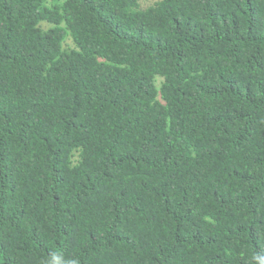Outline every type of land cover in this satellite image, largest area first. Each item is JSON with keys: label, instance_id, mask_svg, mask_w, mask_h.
Instances as JSON below:
<instances>
[{"label": "trees", "instance_id": "obj_1", "mask_svg": "<svg viewBox=\"0 0 264 264\" xmlns=\"http://www.w3.org/2000/svg\"><path fill=\"white\" fill-rule=\"evenodd\" d=\"M0 264H264V0H0Z\"/></svg>", "mask_w": 264, "mask_h": 264}, {"label": "rangeland", "instance_id": "obj_2", "mask_svg": "<svg viewBox=\"0 0 264 264\" xmlns=\"http://www.w3.org/2000/svg\"><path fill=\"white\" fill-rule=\"evenodd\" d=\"M156 0H140L142 6H147ZM43 26H48L46 23H42Z\"/></svg>", "mask_w": 264, "mask_h": 264}]
</instances>
